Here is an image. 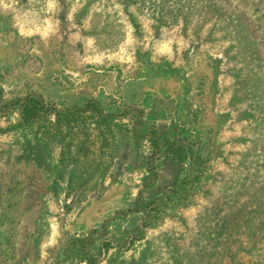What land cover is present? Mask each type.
I'll list each match as a JSON object with an SVG mask.
<instances>
[{
	"label": "rangeland",
	"instance_id": "374dc122",
	"mask_svg": "<svg viewBox=\"0 0 264 264\" xmlns=\"http://www.w3.org/2000/svg\"><path fill=\"white\" fill-rule=\"evenodd\" d=\"M0 264H264V0H0Z\"/></svg>",
	"mask_w": 264,
	"mask_h": 264
},
{
	"label": "trees",
	"instance_id": "16d2710c",
	"mask_svg": "<svg viewBox=\"0 0 264 264\" xmlns=\"http://www.w3.org/2000/svg\"><path fill=\"white\" fill-rule=\"evenodd\" d=\"M10 106L18 107V109L20 110L21 119L26 124H33L39 120L47 119L49 116L53 114H55L57 122L66 121L69 114H72L77 117H84L83 115H85V117L87 118H93V119L94 117H96L98 121L109 124L112 123V121L118 118L119 116V114L117 113L106 114L99 105V103L94 99L88 100L83 106H74L73 108L61 109L58 108L55 104L45 101L44 98H42L40 95L29 94L25 97H18L10 101L9 103L4 104V107H10ZM134 130L137 135L138 133L136 131L137 128L135 127ZM155 130L156 129L149 130L147 134H145V136L149 135L157 151L162 149L163 142L160 138L161 136L157 135ZM151 169H153V167H151ZM153 173L156 174V172L154 171ZM93 241H94L93 238L78 240V242H80L83 247L85 246L89 247V245H91ZM111 246H112L111 242L107 239H104L101 243V247L105 251L108 250Z\"/></svg>",
	"mask_w": 264,
	"mask_h": 264
}]
</instances>
